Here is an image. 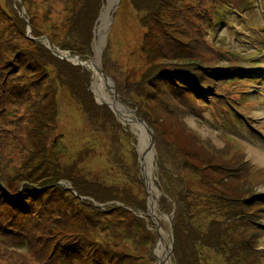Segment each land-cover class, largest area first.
<instances>
[{"label":"rangeland","instance_id":"1","mask_svg":"<svg viewBox=\"0 0 264 264\" xmlns=\"http://www.w3.org/2000/svg\"><path fill=\"white\" fill-rule=\"evenodd\" d=\"M15 1L14 11L8 0H0V65L11 61L5 63L9 83L17 82L6 86L0 105V192L18 195L40 187L42 204L56 201L50 224L58 227L42 223L33 235L35 226L26 235L0 227V264H69L53 253L55 244L77 246L70 264L94 259L97 264H157L162 236L167 245L173 243L170 264H264V163L250 155V148L264 153V68L252 86L253 95L261 91L257 98L247 92L250 82L224 84L230 105L212 103L219 102L220 81L211 85L212 94L202 90V102L180 90V97L174 89L166 92L161 83L153 87L145 72L162 61L157 45L166 28L154 15L144 20L149 9L140 8L143 1L137 6L135 0H120L102 36L100 18L108 5L103 0L91 28V53L84 58H94L96 44L102 43L98 67L113 83L114 96L153 130L147 175L137 129L98 102L89 69L91 102L101 107L91 113L88 87L83 102L58 69L41 68L38 74L27 69L37 59L44 58V64L48 55L38 49L41 43L50 50L44 39L63 54L68 51L62 45L80 42L82 33L71 26L86 0ZM244 7L247 11L229 13L228 24L213 14L214 28L207 29L206 39L214 52L203 57L217 60V68L230 62L246 66L249 55L264 64L261 7L255 0ZM168 13L159 18L175 32L179 24ZM20 17L32 23L31 29H23ZM27 51L35 53L34 62ZM6 82L0 76V85ZM13 86L24 90L9 92ZM239 156L249 166H241ZM77 189L103 204L82 199ZM150 206L157 219L149 216ZM116 253L124 257L119 261Z\"/></svg>","mask_w":264,"mask_h":264},{"label":"trees","instance_id":"2","mask_svg":"<svg viewBox=\"0 0 264 264\" xmlns=\"http://www.w3.org/2000/svg\"><path fill=\"white\" fill-rule=\"evenodd\" d=\"M12 4V9L15 11V8L18 4L14 3V0H8ZM26 1V0H23ZM136 5L139 6V1L144 2V6L140 8L149 9V14L144 17V20L149 19L155 16L157 22L161 23L165 28V33L158 38V49L161 51V63L154 64L149 68L145 74L147 82H149L153 87L159 86L158 83L165 85L166 92L179 90L184 96H189V98L195 101H204V94L209 92L212 94L211 85L215 81L219 83L220 93L218 95L219 102L215 100V104L223 103V105H230L229 102L230 93L224 89L225 83H231L232 81H237L244 77L247 73L246 70L241 69L243 65H239L238 62H230L229 64L217 68L215 63L217 60L209 61L207 58H204L203 55L205 52L213 53L212 45L206 39L207 29L213 27V14L218 15L223 20L224 16L228 13L233 14L236 10L241 9L245 6L246 2L251 0H135ZM103 4V0H86L79 12L72 19V31L78 30L82 33L79 37L80 42L75 44L62 45L61 48L68 51L70 54L78 55L81 59L87 60L84 57H87L86 54L91 53V43L93 35L91 34V28L93 22L97 20L98 15L97 11ZM169 12L168 14L172 15V21L177 22L179 27L175 30H171L164 20L160 19L159 16H162V13ZM222 12V15H220ZM165 15V14H164ZM19 22L22 25L23 29H27L29 25L32 26L31 22H27L25 18H19ZM150 32L155 35L157 30H150ZM25 33V32H24ZM73 36V34H71ZM52 43V41H50ZM53 44V43H52ZM54 45V44H53ZM55 46V45H54ZM165 47H168L170 51H167ZM38 49L44 51L48 56L44 61V64L41 65L40 62L44 58L37 59L36 55L32 51L26 52V57L30 56L34 62L33 67L28 66L27 69L32 74H38L42 71L41 68H51L54 67L57 70L59 76H64L72 84L73 89L77 92L74 94L81 99L83 102H86V96L84 95V90H89V83L91 81V74L89 70L84 69L80 66H75L73 63L63 60L57 56L51 54V51L46 48L45 45L38 43ZM166 53H165V52ZM215 55V54H214ZM216 56V55H215ZM29 58V57H28ZM103 60L109 63L108 60V51H105L103 54ZM208 62L213 64L212 67L206 66ZM5 63L11 64V61ZM1 63L0 65V76H5L7 82L5 85H0L1 90V99L0 105L5 102V93L6 86L8 84H16L15 80H12L13 83H9L11 73L7 72L6 64ZM35 65V66H34ZM11 68V67H8ZM18 68H16L17 70ZM15 72V69L12 70ZM43 72V71H42ZM247 72V73H246ZM8 75V76H7ZM31 76V74H30ZM195 78H198V85L194 83ZM30 79H33L30 77ZM208 79V80H207ZM246 80V79H245ZM191 89V92L188 87ZM21 87V86H20ZM14 89L24 90L23 88L14 86L9 87V92ZM168 89V90H167ZM174 89V90H172ZM203 90V92H202ZM201 91V92H199ZM89 92V109L90 112L101 110V107H98L96 104L91 102V94ZM192 93V94H190ZM202 99V100H198ZM96 107V108H95ZM190 113V112H188ZM227 152V150H225ZM238 157V156H237ZM241 166H249L243 156H239ZM26 191H22L18 195L9 194L7 192H0V227L13 229L22 235H26L27 230L30 226H35L31 235H33L35 228H38L40 224H47L48 227L56 228L58 226H53L50 224L52 218L50 215H53L56 201H50L47 204H42L43 193L39 191L40 187L29 186ZM63 188V187H62ZM33 189V190H32ZM35 189V190H34ZM65 189V188H63ZM65 192V191H64ZM77 194L83 198H89L94 200V203L103 204L102 200L99 197H95L92 193L86 190L77 189ZM264 197V196H263ZM76 201H79L78 198H75ZM37 204V208L35 207ZM85 204V202H84ZM39 205L41 207H39ZM177 211L180 207H176ZM27 220L26 223L22 221ZM59 223V221H58ZM63 223V220L60 221V224ZM61 227V225H59ZM45 228V225H44ZM40 230V229H39ZM30 235V236H31ZM27 241V239H26ZM61 244H55L54 249L59 253L64 262L70 264L71 252L73 253L76 245L70 247L69 245L60 247ZM60 247V249H58ZM53 254V255H54ZM82 254L79 259L81 260ZM118 260L120 261L124 255H119ZM88 256V254H87ZM91 264H97L96 259L92 260Z\"/></svg>","mask_w":264,"mask_h":264},{"label":"bare ground","instance_id":"3","mask_svg":"<svg viewBox=\"0 0 264 264\" xmlns=\"http://www.w3.org/2000/svg\"><path fill=\"white\" fill-rule=\"evenodd\" d=\"M118 2L119 0H108V5L100 18L101 21V25L99 27L100 35H102L103 31L107 29L108 26L107 21L109 20V15L112 9L114 8V6L115 5L117 6ZM102 36H104V34ZM101 51H102V43L100 45L98 42L95 47V52H96L95 57L92 58L90 62L86 63L87 66L85 67L89 69L94 76V87H95L96 96L98 97V100H100V102L102 101L109 103L112 106L111 108H113L117 112V115L123 122H127V124L137 129L140 137L139 150L141 154L143 172L147 175L148 174L150 175L149 163L150 160L152 159V150L149 148L150 147L149 136L146 133L145 127L137 122V120L135 119V115L133 113H130L119 100H116V97L114 96V92H113L115 91V89L113 88V83L110 80H106L105 78H103V76L98 74V72L96 71V66H99L98 57L100 56ZM81 60L83 63H85L84 59ZM75 61L77 62V60ZM106 90H109L110 92L107 93ZM250 155L253 158V161H255L256 163H264V153L258 152L255 149L250 148ZM149 216L154 217V219H157L155 217L154 206H150ZM160 241L161 243H159L158 246L159 249L157 254L159 261L157 264H170L172 263L170 259L173 249V243H171V245H167L163 236ZM161 246L163 247V249H161L162 248Z\"/></svg>","mask_w":264,"mask_h":264},{"label":"water","instance_id":"4","mask_svg":"<svg viewBox=\"0 0 264 264\" xmlns=\"http://www.w3.org/2000/svg\"><path fill=\"white\" fill-rule=\"evenodd\" d=\"M120 1V0H119ZM119 4V2H118ZM117 4V6H118ZM116 6V5H115ZM114 6V8H115ZM113 14V13H112ZM29 28L31 29V27L29 26ZM45 42H47L49 44V48L50 50L59 58L63 59V60H67L69 62H72L73 64H75L76 66H81L83 68H85L87 66L86 63L90 62L91 59H88L85 61V63L82 62L81 60V57L78 56V55H73V54H70L67 52V54H63V52L58 49L57 47H55L49 39H44ZM77 60V62L75 61ZM96 71L98 72V74L102 75L103 78H105L106 80H110L103 72V70H101L98 66H96ZM94 80V79H93ZM111 81V80H110ZM116 96V100H119V97L117 94H115ZM99 103L101 104H107L108 106L112 107L109 103L107 102H100V100L98 101ZM113 109V108H111ZM130 113H133L135 115V119L137 120V122L141 125H143L146 129V133L147 135L149 136V139H150V149L153 150L154 147H155V134L153 132V130L150 128V126L147 124V122L139 115V113L137 112V110H130V109H127ZM113 111H115L113 109ZM116 112V111H115ZM117 113V112H116ZM125 123V122H124ZM142 161V160H141ZM171 222H173V218L171 217ZM172 228H173V223H172Z\"/></svg>","mask_w":264,"mask_h":264},{"label":"clouds","instance_id":"5","mask_svg":"<svg viewBox=\"0 0 264 264\" xmlns=\"http://www.w3.org/2000/svg\"><path fill=\"white\" fill-rule=\"evenodd\" d=\"M88 60V59H87ZM86 61V60H85Z\"/></svg>","mask_w":264,"mask_h":264}]
</instances>
